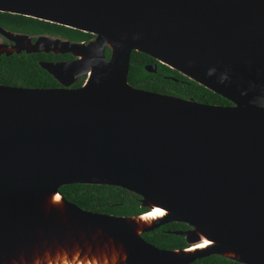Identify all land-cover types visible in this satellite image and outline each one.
<instances>
[{
    "label": "water",
    "instance_id": "obj_1",
    "mask_svg": "<svg viewBox=\"0 0 264 264\" xmlns=\"http://www.w3.org/2000/svg\"><path fill=\"white\" fill-rule=\"evenodd\" d=\"M0 12L93 36L86 46L42 37L28 49L83 57L40 65L62 87L0 85V264L100 242L120 247L122 264H264V0H0ZM131 52L230 105L131 87ZM71 184L120 188L166 215L145 227L86 212L58 193ZM172 222L188 227L172 232L185 248L141 238ZM202 238L212 246L182 254Z\"/></svg>",
    "mask_w": 264,
    "mask_h": 264
},
{
    "label": "trees",
    "instance_id": "obj_2",
    "mask_svg": "<svg viewBox=\"0 0 264 264\" xmlns=\"http://www.w3.org/2000/svg\"><path fill=\"white\" fill-rule=\"evenodd\" d=\"M47 32L59 35L69 39H81L87 36L76 30L64 28L62 26L47 24ZM150 58L141 53L131 52L129 56L127 83L136 89L145 90L153 93H165L183 99H190L194 102L214 105H230L220 96L215 95L201 86L181 77L176 72L169 70L167 67L157 64L154 74H148L144 71V66L150 62ZM154 62V61H153ZM22 66L19 68L20 75L24 86L28 88H52L56 85L54 80L36 64ZM162 75H169L176 81L162 80ZM184 82V83H183ZM58 193L68 203L76 206L80 210L105 214L114 217H131L137 216L146 209L141 207L139 197L123 189L112 186H95L71 184L61 186L57 189ZM188 227L181 223H168L153 229L152 231L141 234V238L148 244L159 250H181L186 247L182 236L174 235L172 232L185 231ZM191 264H238L218 256H209L195 260Z\"/></svg>",
    "mask_w": 264,
    "mask_h": 264
},
{
    "label": "flooded vegetation",
    "instance_id": "obj_3",
    "mask_svg": "<svg viewBox=\"0 0 264 264\" xmlns=\"http://www.w3.org/2000/svg\"><path fill=\"white\" fill-rule=\"evenodd\" d=\"M39 22L42 21L34 20L19 15H12V14L0 12V85L1 86L14 87V88H28L24 86V82L22 81V76L20 75L19 68L20 67L22 68V66H30L29 64L33 63L40 68V65L42 63H52V64L67 63L77 59L76 56H73L70 53L60 54L58 52H52V51L45 52V50L43 49H40L42 51L39 52L28 51V49L31 48V45L35 44L36 41L42 37H47L48 39H56L59 41H66L69 44H77L82 46L88 45L93 40V36L89 34H86L87 36L82 37L79 40L69 39L59 35H54L51 34L50 32H47L46 25L40 24ZM42 23H46V22H42ZM107 57H108V52L107 50H105V58ZM153 61L154 60L151 59L150 62L146 64V66L154 65L156 71V66L159 63ZM161 79L172 80L173 82L182 83L181 81L174 80L169 75H162ZM84 81H85V77H80L76 80L75 83L68 86L67 88L68 89L78 88L82 85ZM55 83L56 85L52 88L62 87L57 82ZM164 90L165 93H162L163 95L171 96L167 94L168 92L167 88H164Z\"/></svg>",
    "mask_w": 264,
    "mask_h": 264
},
{
    "label": "bare ground",
    "instance_id": "obj_4",
    "mask_svg": "<svg viewBox=\"0 0 264 264\" xmlns=\"http://www.w3.org/2000/svg\"><path fill=\"white\" fill-rule=\"evenodd\" d=\"M74 56L83 59V57L78 55L77 53H75ZM47 198H50V202L52 205L59 206V203L57 199H55L54 195L47 196ZM165 215L166 214L163 210L153 206V208L141 214L139 218L134 219L136 218L135 216L132 221H136V223H139L137 225H143L146 227L159 220L160 218H163ZM100 243L101 246L99 245L95 247L93 251H85L83 253L79 251L78 248L74 247H72V249L69 248L65 250H61L58 248L56 250L46 249L37 251L36 249H34L33 255L30 258L31 261L21 264H122L121 261L124 253H122L120 247L115 248L114 245L112 246L109 242H107L106 244H104V242ZM209 246H212V243L205 238H202L199 243L188 246L182 254H190L192 252L201 251ZM224 256L233 257L232 254ZM13 264L15 263L13 262Z\"/></svg>",
    "mask_w": 264,
    "mask_h": 264
},
{
    "label": "snow or ice",
    "instance_id": "obj_5",
    "mask_svg": "<svg viewBox=\"0 0 264 264\" xmlns=\"http://www.w3.org/2000/svg\"><path fill=\"white\" fill-rule=\"evenodd\" d=\"M56 199H57V200H59V199H60V197H59V196H57V197H56Z\"/></svg>",
    "mask_w": 264,
    "mask_h": 264
}]
</instances>
